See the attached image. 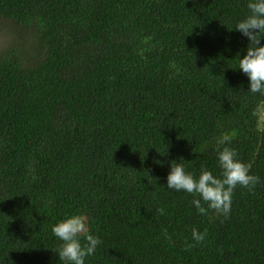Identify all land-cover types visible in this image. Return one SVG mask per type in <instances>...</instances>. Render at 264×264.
Here are the masks:
<instances>
[{
	"label": "trees",
	"instance_id": "obj_1",
	"mask_svg": "<svg viewBox=\"0 0 264 264\" xmlns=\"http://www.w3.org/2000/svg\"><path fill=\"white\" fill-rule=\"evenodd\" d=\"M248 2L0 0V264H66L52 227L71 215L101 241L85 264H264ZM225 135L260 177L227 218L167 187L174 160L219 177Z\"/></svg>",
	"mask_w": 264,
	"mask_h": 264
},
{
	"label": "clouds",
	"instance_id": "obj_2",
	"mask_svg": "<svg viewBox=\"0 0 264 264\" xmlns=\"http://www.w3.org/2000/svg\"><path fill=\"white\" fill-rule=\"evenodd\" d=\"M247 8L249 14L235 26L249 40L246 54L242 57L239 55L238 68L249 78V90L264 94V43H261V38L264 37V0H249ZM229 142L230 138L226 135L217 141L216 154L221 169L219 177L205 167H201L197 177L187 172L183 164L175 160L170 162L167 187L197 197L192 203L201 214L212 209L227 218L236 187L241 186L252 191L260 182L259 176L250 174L251 165L237 158L238 154L228 146ZM205 204L207 208L204 207ZM158 211L164 213L163 208ZM52 232L61 241L55 251L66 264H85L86 257L94 255L101 243L98 237L90 234L85 219L80 215H71L60 220L53 225ZM164 234L171 241L166 229ZM206 234V231L201 233L195 228L192 229V239L196 243L202 242ZM81 238L84 240L83 244ZM194 246L195 244H187L189 249Z\"/></svg>",
	"mask_w": 264,
	"mask_h": 264
},
{
	"label": "rangeland",
	"instance_id": "obj_3",
	"mask_svg": "<svg viewBox=\"0 0 264 264\" xmlns=\"http://www.w3.org/2000/svg\"><path fill=\"white\" fill-rule=\"evenodd\" d=\"M7 35H9L7 32L0 31V36H7Z\"/></svg>",
	"mask_w": 264,
	"mask_h": 264
}]
</instances>
